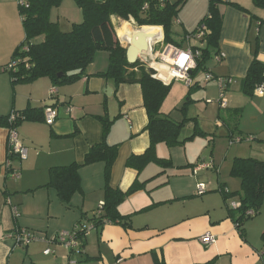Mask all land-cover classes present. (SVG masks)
Masks as SVG:
<instances>
[{
	"label": "crops",
	"instance_id": "1",
	"mask_svg": "<svg viewBox=\"0 0 264 264\" xmlns=\"http://www.w3.org/2000/svg\"><path fill=\"white\" fill-rule=\"evenodd\" d=\"M208 3L209 0H187L175 23L184 39L198 29L207 15ZM232 3L246 11L229 4L221 6L223 25L217 55L223 58L217 62L215 55L206 64L208 73L215 78L232 79V84L226 87V109L218 103L220 88L216 81L208 82L203 90L207 101L219 106L216 122L208 119L203 127L217 125L218 133L227 134L223 138L228 137L226 142L230 148L224 157L218 156L217 152L226 142L215 140L211 152L215 170H208L218 174L213 183L204 173L206 171L193 172L198 163L208 161L203 139V145L194 152L189 146L191 143H187L189 141L175 147L157 143L155 155L167 161L165 166L156 161L141 166L134 161L137 167H129L130 158L143 156L151 146L147 130L149 117L140 85L117 86L113 79L98 76L107 71L104 70L106 65L109 67L106 52L97 53L86 76L73 84L55 87L49 78L14 84L11 74L4 68L24 43L25 29L19 0H0V117L29 109L42 111L47 106H56L59 113L52 127L40 120L26 121L18 126L19 141L28 154L25 160L14 156L9 169L6 167L9 129L0 125V264H155V258L163 264H264V207L245 223L244 239L234 221V216L240 212L230 207L232 202H241L239 196L231 195L241 190V183L222 178L220 174L224 164L229 162L232 166L233 160L245 157V153L264 157V94L254 92L253 97H247L242 92V81L254 60L257 39L260 41L258 58L264 62V11L252 0H234ZM188 7L191 8L189 11ZM79 14L77 11L76 17H80ZM112 21L114 26L116 21L119 22L118 28L115 27L118 33L124 23L115 17ZM56 22L61 23V20ZM125 23L129 32L126 38L130 39L139 27ZM145 28L159 29V34L164 36L161 27ZM118 39L122 46L124 43L126 48L129 47L127 41L120 36ZM185 45L180 48L188 49V44ZM189 45L202 47L194 42ZM175 82L171 84L161 112L175 122H182L181 113L177 111L181 110L184 98L190 95V89L197 86L188 87L190 92L185 95L183 87L174 85ZM54 88L57 92L51 96ZM192 101L190 98L185 102L186 106L181 110L187 117L184 122H197L192 116L194 113L191 114L196 106L187 108ZM37 113L34 111L33 115ZM221 113L224 120L219 119ZM104 121L111 123L107 143L120 145L110 174V187L126 193L138 182L139 190L118 208L121 215L131 218L132 227L125 229L107 224L91 231L81 257L76 250L73 252L58 243L49 244V241L89 222L104 202V163L83 166L89 148L104 140ZM201 132L206 136L214 135ZM244 134L246 138L238 137ZM191 136L185 134L179 136V140ZM236 139L249 142L247 152L233 147L243 142L237 143ZM73 164L81 166L82 192L64 203L57 191L47 186L51 169ZM14 171L19 175L17 179L12 176ZM207 177L209 185L205 184ZM199 184L207 187L202 196L196 193ZM89 211L92 214L88 215ZM20 229L32 231L40 241L26 249L21 248L15 239ZM207 233L215 237V244L201 243V237ZM47 250L52 254L45 255ZM84 258L87 262H79Z\"/></svg>",
	"mask_w": 264,
	"mask_h": 264
},
{
	"label": "trees",
	"instance_id": "2",
	"mask_svg": "<svg viewBox=\"0 0 264 264\" xmlns=\"http://www.w3.org/2000/svg\"><path fill=\"white\" fill-rule=\"evenodd\" d=\"M73 1L82 11L83 19L81 22L71 23L68 26L51 20L52 10L58 8L63 0H25V5L19 3L26 37L24 43L16 51L13 60L4 70L11 74L14 84L49 78L54 86L58 87L73 84L84 78L87 69L94 62L96 54L99 52L108 53L109 67L104 74L98 76L113 79L117 86L121 84L140 85L144 107L149 117L147 130L151 137V146L143 156L130 158L129 167H137L134 161L140 163L141 166L151 161L165 166L167 161L161 160L155 155V145L161 142L170 147L181 146L193 137L183 141L179 140L185 122H175L169 115H164L161 112L171 85L165 86L156 80L147 63L141 60L134 64L128 62L127 49L118 39L119 36L126 38L123 28L127 23H124L117 33L112 19L115 17L124 22L133 21L139 28L161 27L165 43L180 47L174 41L173 27L187 0ZM252 1L257 8L264 9V0ZM227 4L246 11L229 0H209L207 15L198 27L199 29L204 25L208 33L203 40L205 46L201 49V57L197 60V67L192 75L199 70L207 74V62L218 54L223 25V14L220 8ZM197 30L188 35L194 34ZM118 34L119 36H117ZM39 38L42 41L35 42ZM259 49L260 41L257 39L253 51L254 60L242 81V92L247 97H253L257 87L264 85V62L258 58ZM45 108L42 111L29 109L23 113L14 112L9 116L0 117V125L17 131L18 126L23 122L39 120L44 122ZM34 111H38V113L33 115ZM12 116H15L16 120L11 124ZM223 118L224 114L221 113L219 119L223 120ZM103 124L104 140L89 148L83 164V166L97 163L105 165L104 208L98 219L93 217L89 222L94 224L95 229H102L107 224L130 229L132 227L131 218L121 215L118 208L126 198L139 190V184L135 183L126 193L110 187V174L117 160L120 145L107 143L111 123L104 121ZM7 151H9L8 142ZM12 158L10 156L11 161ZM80 169L81 166L78 164L51 169V179L47 187L54 188L60 199L64 203H68L72 196L82 192ZM231 176L240 180L241 183V190L231 195L240 197L242 207L238 210L240 212L238 216H234V221L241 236L245 239L244 225L252 219L247 218L245 214L249 210H254L257 216L264 201V161L252 158H235L231 166ZM226 194L228 195V193ZM85 246L86 239L84 238L81 241V250L78 256L83 257ZM86 259L79 262H87ZM155 264H163V262H159L155 258Z\"/></svg>",
	"mask_w": 264,
	"mask_h": 264
},
{
	"label": "built area",
	"instance_id": "3",
	"mask_svg": "<svg viewBox=\"0 0 264 264\" xmlns=\"http://www.w3.org/2000/svg\"><path fill=\"white\" fill-rule=\"evenodd\" d=\"M21 5H25V0H19ZM131 23L134 24L133 21ZM208 30L203 25L201 26L194 34L188 35L186 41L188 43V49L183 50L180 47L166 44L164 41V36L160 39H155L149 41L148 51L146 52L147 58L140 59L143 62H149V68L153 71V77L163 83L165 86H170L173 82L179 81L183 82L186 86L191 87L193 85L191 79V73L197 67V60L201 57V49L203 47V40L205 39ZM196 43L197 45H202V47H191L189 43ZM159 47V49H157ZM223 57L221 55L216 56V61L220 62ZM206 82L216 81L220 88V95L218 98V103L222 109L227 107L226 99V87L228 84H232V79L229 78H215L211 73L206 74ZM56 89H52L51 96L56 94ZM255 92L259 94H264V85L257 87ZM212 103V101H208ZM59 113L56 107H47L44 110V123L48 126H54ZM16 120L15 116L10 118V123L12 124ZM236 142H241V139H236ZM8 146L9 151H7V169L11 168L12 162L10 160L14 156H18L20 159L25 160L27 158V150L21 144L18 138V133L16 129H10L8 135ZM215 170L213 162H201L198 163L194 169V174L199 173L200 171ZM13 178L17 179L19 177L16 171L12 174ZM197 195L202 196L207 192V187L204 184L197 185ZM227 193V191H225ZM230 207L233 210H239L242 207L240 202H232ZM104 208V202L100 203L98 210L95 213L94 217L97 219L101 216V213ZM15 215L17 216V210L15 209ZM245 216L247 218H254L256 216V211L249 210L246 212ZM95 230L94 224L90 222H85L77 226L71 232H62L53 239L49 241V244L58 243L63 245L68 250H76L77 253L81 250V241L89 236L91 231ZM82 236V237H81ZM16 243L21 247H28L33 242L40 241V239L28 229H20L16 234ZM201 243L206 246H211L216 243V239L213 235L207 233L201 237ZM52 254L51 250L45 251V255Z\"/></svg>",
	"mask_w": 264,
	"mask_h": 264
},
{
	"label": "rangeland",
	"instance_id": "4",
	"mask_svg": "<svg viewBox=\"0 0 264 264\" xmlns=\"http://www.w3.org/2000/svg\"><path fill=\"white\" fill-rule=\"evenodd\" d=\"M231 2H234V0H230ZM250 1V0H248ZM191 8H187V11H189ZM183 10V9H182ZM181 10V11H182ZM264 11V9H261ZM76 11V12H75ZM77 11H79V15L80 17H76L77 16ZM52 15H51V19L52 21H56V20H61V24H67L68 23H73V22H80L82 19H83V16H82V11L76 6V4L74 3L73 0H63L62 4L58 7V8H54L52 10ZM181 13V12H180ZM77 18V19H75ZM80 20V21H79ZM119 22L116 21V24H115V27L118 28ZM121 23H125L124 21L121 20ZM141 28H139L140 30ZM143 29V28H142ZM173 32H174V41L179 44L180 47H183L185 48L187 41L183 38V32L181 31V29L179 28L178 25H174L173 27ZM125 33V32H124ZM123 40H127V38H122ZM41 41V40H40ZM38 41V42H40ZM123 47L125 49H127L126 47V44L123 43ZM157 49H159V47H157ZM140 60V59H139ZM144 63H147L149 64V62H144ZM105 69L104 70H107L108 68V65H106V67H104ZM191 79H192V82L194 84L193 87H196L197 88H194L193 90L188 89V86L186 88V86L183 84V83H179V82H175L174 85H180L183 87V91L185 92V95L188 94V91L190 92L188 95V97H185L184 98V101L181 102L180 104V108L181 110L183 109V107L186 106V103L190 98L193 100L190 104H187V108L191 107V106H196L194 108V110L192 111L191 114L194 113V116L193 118H195L197 120V122H195V120H187L185 123V127L182 129V132H181V135L180 136H185V134H189V136L193 137L192 139L188 140L189 142L187 143H191L189 144V146L191 148H193V152L194 150H198L203 144L201 142V140H205L206 141V145L204 146L205 150H207V160L208 161H205V162H212V156H211V152L213 151L214 149V143H215V140H218V141H221L223 140L224 136H226L227 134H220L218 133L219 129H217V125H209L207 127V129H204L203 125L206 126V123H204V121L207 122L208 119L210 120H214L216 122V118L215 116L217 115V111H218V105H212L210 103H208L207 101V98H205L203 96V90L205 89V86L207 85V82H206V73L202 70H199L197 72H195L193 75H191ZM187 93V94H186ZM179 110V109H178ZM177 111V112H180L181 113V117H180V121L184 122V120L187 118L185 117V111ZM176 111V110H175ZM197 111L199 113H197ZM224 120V118H223ZM190 124V125H189ZM189 125V126H187ZM204 131L206 133H209V134H214V135H203L201 131ZM236 132V131H235ZM217 137H216V135ZM215 136V137H214ZM247 135H243L242 137L241 136H238L239 138H246ZM196 138V139H195ZM228 140V137H226V139H224V141L226 142ZM228 143L226 142V145L223 149H220V151L217 152V155H221L222 157L225 156V153L228 152V149L229 146H227ZM249 142L247 141H243L241 144H236L234 145L233 147H236V148H241L242 150L244 151H248L249 149ZM247 155H245V157H242V158H252V159H256V160H260V161H264V157H261V155H248V153H245ZM233 160V159H232ZM223 161V160H222ZM232 162V161H231ZM206 173L210 179L213 181V183L216 182L217 180V176L218 175L217 173L215 172H212V171H206L204 172ZM222 178L223 177H228V179L232 182H240V180L234 178L231 176V163L227 162L226 164H224L223 167H221V172H220ZM201 175V174H200ZM209 177H207V180L205 181L206 185H209V182H210V179ZM209 179V180H208ZM198 192V189H196V193ZM211 194V193H209ZM231 201V200H230ZM232 202V201H231ZM262 207H264V201H263V205ZM90 208V207H89ZM98 210V208H97ZM92 214V211H89L88 215ZM92 219V218H91ZM87 223V222H86ZM21 247V246H20ZM23 249H26L27 247H21Z\"/></svg>",
	"mask_w": 264,
	"mask_h": 264
},
{
	"label": "water",
	"instance_id": "5",
	"mask_svg": "<svg viewBox=\"0 0 264 264\" xmlns=\"http://www.w3.org/2000/svg\"><path fill=\"white\" fill-rule=\"evenodd\" d=\"M102 2L104 0H97ZM147 35L143 32L142 28L137 31L134 36L128 39L129 47L127 48V59L130 64L136 63L139 59H146L149 44ZM192 74V73H191Z\"/></svg>",
	"mask_w": 264,
	"mask_h": 264
},
{
	"label": "bare ground",
	"instance_id": "6",
	"mask_svg": "<svg viewBox=\"0 0 264 264\" xmlns=\"http://www.w3.org/2000/svg\"><path fill=\"white\" fill-rule=\"evenodd\" d=\"M128 27V26H127ZM127 27H125V28H123V30H124V34H125V36H128L129 37V32H127L128 31V29H127ZM143 32L147 35V38H149V39H147L148 41L150 40V41H153V40H155V39H160V38H162L163 37V35H161V34H159L160 33V30L159 29H151V28H145V29H143ZM131 34V33H130ZM123 40V39H122ZM124 42H126L127 40L125 39V40H123Z\"/></svg>",
	"mask_w": 264,
	"mask_h": 264
}]
</instances>
